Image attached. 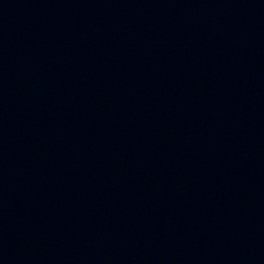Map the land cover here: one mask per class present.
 Segmentation results:
<instances>
[{"label": "water", "instance_id": "water-1", "mask_svg": "<svg viewBox=\"0 0 264 264\" xmlns=\"http://www.w3.org/2000/svg\"><path fill=\"white\" fill-rule=\"evenodd\" d=\"M0 264H264V0H0Z\"/></svg>", "mask_w": 264, "mask_h": 264}]
</instances>
